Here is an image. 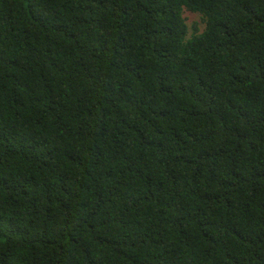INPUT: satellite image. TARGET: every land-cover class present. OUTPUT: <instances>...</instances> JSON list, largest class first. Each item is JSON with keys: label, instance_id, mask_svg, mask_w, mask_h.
<instances>
[{"label": "trees", "instance_id": "16d2710c", "mask_svg": "<svg viewBox=\"0 0 264 264\" xmlns=\"http://www.w3.org/2000/svg\"><path fill=\"white\" fill-rule=\"evenodd\" d=\"M0 264H264V0H0Z\"/></svg>", "mask_w": 264, "mask_h": 264}, {"label": "rangeland", "instance_id": "374dc122", "mask_svg": "<svg viewBox=\"0 0 264 264\" xmlns=\"http://www.w3.org/2000/svg\"><path fill=\"white\" fill-rule=\"evenodd\" d=\"M184 16L186 17L187 24L190 26V28H192L194 25H197L201 32L205 29V22L202 20V16L200 14L185 11Z\"/></svg>", "mask_w": 264, "mask_h": 264}]
</instances>
